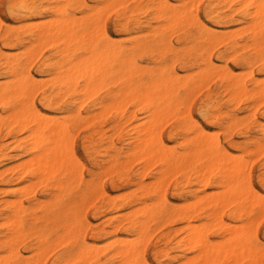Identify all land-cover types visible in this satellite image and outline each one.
Returning <instances> with one entry per match:
<instances>
[{"label": "bare ground", "instance_id": "bare-ground-1", "mask_svg": "<svg viewBox=\"0 0 264 264\" xmlns=\"http://www.w3.org/2000/svg\"><path fill=\"white\" fill-rule=\"evenodd\" d=\"M100 1H102L105 4L106 7L104 5L103 6H104V10L106 8L105 11L107 12V14L104 12L102 7L100 8V6L97 5L101 10L99 8L97 9L93 8V6L91 7L86 2V0H67L66 1L67 6L66 5L62 6V4L60 5L58 1H54L53 6L49 9L51 18L50 17L48 18L50 20H48L47 18L48 20L47 22H45L46 21L45 19V21L43 20V22L39 21L38 23L34 22L33 24H31L29 21L30 18H26L27 16L25 15V12H32V9L36 3V0H11L10 8L12 10L13 17L17 21L20 19H23L22 21L24 23L20 26V29L24 30V32L29 33V37H30L29 39L22 38L20 34L15 33L14 32L16 29L14 27L15 25L13 24L7 25L0 18V30L4 27L6 28L5 29L6 30L5 35H6V40H7L6 45L11 46V47L24 48L25 50L21 49L24 51V53L21 56L25 57L28 61H31V64L35 58L37 59V57L34 56V53L38 51L37 52L38 56H40L39 53H42L40 49L37 50L38 46L42 45L43 43L47 41L49 43L48 42L45 43V45L47 44L46 48L48 46H51V42L56 45L57 53L62 57V59L61 61L57 63L45 62L44 65L47 67L46 71L48 72V75L51 76L52 81H54V85L58 91V96L65 97V95H71L73 98L76 99L74 101V104L77 106L75 113H71L72 110L68 109L66 111L67 116L66 114H63L66 116L64 119H57L55 117V115L57 116V114H55L52 117L38 110L36 105L34 104V101L32 100L34 95H31L32 96L31 97L32 99H31L29 97L30 93L34 92V94L36 95V92L39 91V88L41 87L44 88L48 83H51V82H48L46 78L49 79L50 81H51V78H48V77L43 78L42 80H44L45 83L44 85L39 87V85H41L39 84V82L41 81L40 78L37 79L35 77V75L29 69L28 65L22 61L23 60L22 58H16L14 53H16L17 51L12 52V55H14L12 56L6 51H3L2 49H0V61H3L2 64L4 65V69L6 70V74L8 75V77L12 78V80L7 79L9 81L0 82V105L5 104L6 107L11 109V113H10L11 115L8 118H6L7 116L6 113L3 114V116L0 115L6 119L5 121H3L1 120V117H0V128L2 127L3 124H5L7 126L6 128L8 129H15L16 127H20L19 132L23 130L28 132L29 133L28 142H31L29 144L31 146V147L29 146L30 159L27 161L25 159L21 160L22 162L23 161H26V162L18 165L17 167L22 168L23 174L29 172L30 176L32 177V180L33 179L36 180V183L38 181L39 185H40L39 182L41 183L45 182L47 183V185H52L54 186L55 189L63 191L66 187H69L72 184V182H74V180H76L79 171L82 170V160L77 155L75 148L72 144V139H71L72 129L81 121L89 122V124L93 123L94 125L97 118H99L103 114L105 115V112L112 109L113 107L117 108L118 110H122L124 109L127 103H135L136 105H139L143 109H145V111L148 112L149 114L147 118L148 120L145 123L143 124L136 123V125H133V127L131 125H130L131 127L128 126L129 128H131L129 132V136H130L129 140L131 141L130 143L134 145V147L131 150L132 152L130 155L134 156L135 154L139 153L142 164H143V168H146V166H149V165H154L156 163H159V165L163 169V171L161 172L162 178L163 176H167L171 170L177 169L180 171H184V173L188 175L187 179H189V172L191 171L189 170V168L192 169L193 167L196 169L195 178L201 180L203 177L205 179H209L211 175L210 174L211 170H213V168L216 167L215 170L221 169L224 171V173H221L222 178L228 177L227 180L231 179L232 181L231 182L228 181L227 186L225 185L226 183L223 184L222 189L225 190V191L223 190V192H225L224 195H226L227 197L222 196L221 193H218L214 190L212 191L213 194L212 192H206L203 194L202 197L197 195L194 201L192 202L190 201L192 204L187 203L188 205H191V206H186L188 208L182 207L181 209H177L175 206L170 205L169 199L167 198L166 194L158 190V188L161 185L160 183L162 182L161 180L162 178H160L159 181L155 183V185L153 184V186L149 187L147 190L148 193H152V195L156 196L155 202L151 203V205L149 204L146 205L147 203L146 204L142 203L145 205L144 207L143 205L142 206L138 205V206L143 207L139 209V211H134L138 207L136 206V208H134V210H132L130 214L127 213V211L125 212L130 215L128 217L129 223H130L129 230L130 229L139 230L141 232L139 233L141 235L142 234L144 235L147 229V226L150 222H154L157 220L160 221L164 219L171 220V221L180 220V222L185 223L187 225V226L185 225L184 227L176 231L177 238L179 237V240L177 241V244H178L177 247L181 249V250H178L180 251V253L177 254L176 256H172L168 250L163 249L164 251H166V256L169 257L170 260L173 261L175 264L176 263L177 264H264L263 263L264 254H262L264 252H262V250L259 249L258 244H256V241L258 240V238H256L257 237L256 233L254 232V236L256 238L255 241L253 240V236L250 235L251 231H253L252 229L254 228L251 227V230H248V229L243 230L237 226L239 225L238 223L237 225L234 223V225H232V228H230L231 227V223H230L229 224L230 226H228L230 230L224 229V231L230 234L231 237L229 236L228 238L226 237L228 235H226L222 238V239L225 238L224 241L227 239V241L225 242H228V243L224 247H221L223 243L220 242V240L222 239H219L220 247H217L216 244L211 245L212 242H210V238L206 231L207 229L205 231L199 230L195 227L198 224L191 223L197 217L202 215V210L205 209L206 207L215 208L216 206L219 207V205H222L223 203H227V202H228V205H231V202H232V207H234L236 211V218L241 217L242 215L243 216L246 215L247 217L251 218L250 216L252 215L253 211L256 208L260 209L259 215L262 216L261 210L264 209V196L262 194L260 196L259 195L260 193H257L255 190H253V186L251 182L248 181L249 176H247L248 175L247 173H249V169H248L249 162L247 161L249 158L248 159L245 158L246 159L245 160L243 157L242 158L243 160L238 159L239 161H237L236 159L237 157H236L234 160L233 159L231 160V158L228 156H231L232 154L225 156L228 152L226 153L225 151V153H223L224 150L222 152L223 154L222 155L221 149L211 144L212 143V141L210 140L211 138L208 139L209 137H208L206 130L204 129V127L200 125H196L195 127L196 133L194 135H191L192 139H189V140L187 139L188 140L187 142L193 146V151L185 150L182 153H177L171 149H168L165 145L164 140L159 134L161 128L159 127V131H157L156 124H159V121L165 122L166 119L164 118L167 115L169 117V113L171 114L172 112L171 110L178 108L179 106L183 105L186 102L184 98H182L180 95L181 88L184 87L183 88L184 91L187 90L189 92L191 91L194 93V91L192 90L198 84H201L200 82L204 80L203 78H208L209 77L208 75L214 72L212 62L211 61L208 62L207 60L206 68L200 69L198 74H196L197 76L195 75L196 78L194 77V79H190L192 76L189 77V72H188V74H186L187 76L185 75L186 79L189 78V80L187 81H185L186 79H184L185 76L184 78L182 77L184 73L182 74V76H180L179 73L176 74L170 71L161 72L157 77H155L151 71L145 70L144 68L136 64L134 60V55L138 52H141L147 49L154 51L157 48L159 50L165 51L167 50V47L170 46V42H171L169 40L170 38L167 39L164 36L163 34L164 32H163L162 33L163 36L159 40L157 39L148 40L147 39L148 37L143 36L140 28L136 26L135 30L132 33H129V36H127L128 38L125 40L126 42L130 44V47L122 48L120 45V41L116 40L111 34L108 33L103 23V20H105L104 18L107 17L108 14H110V11L108 10L107 7L109 6L113 10L115 9L114 7L116 8L117 6L122 7L123 5L120 4V2L122 1L121 0H100ZM152 1L154 3L153 5L154 12L157 18L163 20L166 23L165 25H161V28L164 27L163 30L165 32L173 31L176 29L182 30L181 33L186 35V37L184 36L186 40L189 38L190 27L196 28L198 35L193 36V40L191 42H193L194 45L192 47L187 48V51L189 53L195 52V53H198L199 55H203L204 52L206 51L207 46H211V48L214 49L215 44L216 46H218L220 43L224 42L223 40H225L224 37L226 34L231 37L230 35L231 30H229L230 34L226 33L227 32L226 30H220V32L216 33L213 30H211L212 29L211 27H210L211 29H209L208 26L201 21V19L198 16V9H195V6H194V2H196V0H177L178 4H172L170 0H152ZM231 2L232 0H230V2L228 3L231 4ZM246 2L249 4L250 7H252V10L249 11L251 13H249V15L247 16L248 19H250L251 21L248 22V20H246V24L243 26L244 28L242 27L243 30H245L248 33L247 37H248L249 42L251 43L250 44V43L245 42L246 43L245 45L247 47L254 46V49H255L254 53H256L257 56H259L260 58V56H262L260 54L262 50L261 45L264 41V0L260 2H254V0H246ZM123 3L125 4V2ZM1 7H2V4H1ZM233 7L234 6H232V8ZM69 8L73 11V13L69 12L70 11ZM103 12L105 13L104 15H102ZM242 12L244 13V11H241L240 13ZM77 13H80L81 15L77 16ZM102 16H105L104 18H102L103 20H101ZM237 29H233V31ZM233 31H232L233 36H236L238 32L237 31L233 32ZM187 33L189 34L187 35ZM153 34H154V31H153ZM170 34H172V32ZM123 37L124 36H122V38ZM181 39H184V38H181ZM238 44H235V46ZM42 47H43L42 49L44 50V45H42ZM211 48L209 49L210 52H212ZM230 49H232V45ZM263 49H264V44H263ZM237 52L239 51L237 50L236 54ZM262 52H264V50ZM31 58H33V61L31 60ZM262 59L264 60V58ZM246 60H248L246 62L249 63V59H246ZM258 60L260 61V59ZM172 62H171V65L172 64L174 65L175 63H172ZM262 62L264 66V61ZM248 63L247 65H249ZM223 67L225 66L222 65L221 68L225 69ZM221 68L218 66L217 67L218 71ZM225 70H224V73L223 72L221 73V71L223 70H220V72L218 71L216 72L215 70L214 72L215 74L213 73V75H215V77H218L219 75L221 76L222 74H225V72H228V70L226 71ZM244 71L245 70L241 72L240 71L239 72L236 71V72L241 74ZM247 72L248 70H246L245 74ZM192 73H194V71ZM192 73H190V75H192ZM234 73L231 71L230 77H228V82L230 83L231 87H232V74ZM241 75H240V78L238 76L236 78H239V80L241 79V81H243L246 78V76L244 75V78H243V76ZM257 77H255V79ZM212 78H214V76H212ZM108 81H111L112 84L114 85V89H109V93H108L109 98L112 101V104H108L107 102L105 103L103 100H100L98 102L94 101L89 106V108L83 111L82 108L84 104L87 103L90 99L94 98L96 95H98L99 91L102 90L103 87H105L104 85ZM210 81L212 82V79ZM255 81L258 82L257 80ZM263 81H264V78H263ZM208 84L209 82L207 83V85ZM233 84H234L233 86L238 87V89L242 86V84L240 86V84L237 81L236 82L234 81ZM201 85H199L197 88L204 89L205 86L201 87ZM255 85L258 86L259 83H255ZM260 85H263V87L261 86L259 90L262 93H264V84L260 83ZM246 87L247 86L244 85V87H241L238 90V93L237 91L235 92L234 90L232 91V93L234 92L235 95L238 94L242 96L244 89ZM256 90L253 92V94L255 93V96L258 95L259 98L264 97L262 96L263 94L262 95L260 94L261 92L259 90H258L259 94H256ZM187 91L186 93H188ZM197 91H199V89H197ZM195 96L192 95L193 98H195ZM243 96L245 95L243 94ZM243 96L241 98H243ZM192 97L187 99L188 102L185 103L186 106L192 101ZM233 97L235 96H231V97L229 96L231 100ZM79 99H80V102L78 103L77 100ZM263 99L264 98H262V100ZM50 100L51 99L47 97V101H50ZM234 100L235 98L233 99V102ZM256 100H258V98H256ZM257 104L260 105L261 102L259 101ZM186 106L184 108H187ZM133 107H131V109ZM253 110H255L254 106H253ZM84 112L87 115L86 117H83ZM120 115H123V112H120ZM181 115H183V112L182 114L178 115L180 116L179 118L181 117L183 118V116ZM170 116H173V114H171ZM123 120H127V119L123 118ZM169 120L171 121V119ZM203 122H205V120H203ZM165 124L167 123L165 122ZM94 134H96L101 140L103 139V136H105L104 135L105 133L103 134V130L101 128L95 129ZM209 134L211 133L209 132ZM26 136L27 135H25L24 140L27 139ZM88 139L89 137L85 139L84 146H83L86 151L90 150L89 145H87L89 144ZM180 142H184V141L182 140ZM261 143L264 144V142H261ZM262 146L264 145H261L260 149L263 150L264 148ZM253 150H257V147H255ZM261 153H264V151L263 152L261 151ZM241 156H240V159H241ZM28 158L29 157H27V159ZM111 158H112V161H111L112 165L109 164V167L110 165L112 167L119 165L122 168L125 166L124 163H121L118 161V157L112 156ZM251 160L252 158L249 159L250 162H252ZM21 161H18V162H21ZM234 161H237V162H234ZM245 161L247 162L248 165L245 164L244 166L243 162ZM187 162L190 163L189 166L184 167L185 163ZM7 167H11V166L7 165ZM245 168L248 169L247 173H246L247 170L245 171ZM2 169L4 172V169L6 168H2ZM110 169L111 168H109V170ZM126 169H129V168L126 167ZM116 170L120 171L118 167ZM142 171H144V169ZM109 172H111V170ZM218 176H220L219 173H218ZM261 180L262 182H264V178H262ZM168 181H170V179ZM25 184L28 186L30 185V188L27 187V190L29 192H30V189H31V192L35 190V188L32 189L33 184L35 186H38V184L36 185L35 182L32 184H29V183L28 184L25 183ZM199 184H201V181ZM221 184L222 182L220 183V185ZM143 186H145L144 182L142 183V187ZM5 187L3 186V188ZM226 188L228 192H226ZM21 193L23 194L24 192H21ZM189 195L194 197L195 194L192 192V193H189ZM180 196L182 197L183 194H181ZM214 196H217L218 198ZM112 197L113 195L110 198ZM259 197H261V200H259ZM56 199L57 198H55V200ZM81 199H85V198L83 197ZM16 200H19V199H16ZM90 201L92 200H89V202ZM94 201L95 200H93V202ZM51 203H54V202H51ZM181 203H183V201ZM69 204H72V202L71 203L69 202ZM85 206L88 207L89 204L88 205L86 204ZM87 207H85L84 210ZM220 207L221 208L219 209H216V208L214 210L211 209L213 211V212L211 211V214L213 215L212 216L213 219H211L212 221L210 223L214 224L218 218L221 220V216L219 214L223 212L225 207L227 208L229 206L222 205ZM49 208H53V207H50L49 205ZM64 212H68V210ZM11 213H12V216L8 217L7 221L5 220L9 224L7 227V231L4 234L2 233L0 234V244L6 247L9 255L5 256L6 255L5 254L4 257L5 258L7 257V258L4 261H2L4 259V258L2 259L3 257V254H2V256H0V260H1L0 264H10L9 263L10 261L17 262L21 254L20 246L29 238L31 234L38 235L37 238L39 239L36 244V248H35L37 252L34 251V253H37L35 255V257L37 256V260L35 264H44L43 263L44 259L42 258V255L45 252L48 253L47 250L49 251L52 250V248H49L46 237H44L42 234H37V232L34 231L32 227L26 228L24 224V218L22 215L24 211L21 206L14 205V209ZM51 213H52V217H50L51 215L47 216L45 220L46 221L54 220L55 222H59L60 220L59 217L61 216L60 213H56L54 209H52ZM67 215L68 214H65L64 216V219L66 221V224L63 226L64 236L63 237L60 236L63 242L62 241L59 242L58 240H56L55 242L57 244L59 242V246L62 243L66 244L65 251L58 257L57 263L59 264L65 263L72 258L74 259V261H76L79 264H87L88 261H90L91 259L94 258V256H96L97 251H99L100 248H102L100 247L102 244L100 245L101 242H99V247H100L99 248L98 245L93 244V242H91L92 244L88 242L86 235L84 233H81L80 231L81 227H80L79 217L76 214H74V216L72 215L73 216L71 219L72 222H69ZM97 215L99 214L97 213ZM121 215L126 216L124 212ZM121 215H117L115 219L119 220ZM259 215L258 217H260ZM257 219H258L257 217L256 219L255 217H253V219L252 218L247 219L248 221H246L245 223L247 226H250V220H254L256 221V224L253 221H252L253 222L252 224H255V227H257L256 225L259 223V221H261V219L260 220H257ZM222 223L223 222L219 221L218 224L217 223L216 224L218 226L219 225L225 226V223H229V222H226L225 220V222L223 224ZM162 224L164 225L167 223L161 222V225ZM192 224L195 226L193 227ZM199 225H202V224L199 223ZM121 228L123 229V227ZM175 229L176 228H174V230ZM219 231H222V228ZM138 234H136L135 236H137ZM138 236L135 237V239L133 238L134 239L133 241L130 240L131 238L129 239V241H125L127 239L126 237L123 236L121 238H125L124 241L123 239H118L119 238L118 237L116 238L117 240H114L113 238H111L112 239V241H110L112 242L111 244L110 242L109 243L107 242V244L104 243L103 245L104 246L106 245L105 247H107V245L110 244L109 247H114V250H116V253L114 254V256H112L111 254L112 256L111 261L120 260L121 263L119 264H150L148 263V260L145 257L146 250L144 247L146 245L145 243H147L150 238L149 236L151 235H149L148 236L149 238H146V239H145V235L143 236V238H140ZM136 238L137 239L139 238L138 241L142 240L143 242L142 241L137 242ZM54 241L55 240H53V243ZM55 243L52 245L55 246ZM142 243H144L143 244L144 247L141 246ZM213 243H218V240L216 242L215 240H213ZM103 249H106V248H103ZM103 249L100 250V253L103 252ZM187 249L194 252L192 258L187 257L186 255ZM45 257L46 256H44V258ZM101 264H104V263H101Z\"/></svg>", "mask_w": 264, "mask_h": 264}, {"label": "rangeland", "instance_id": "rangeland-1", "mask_svg": "<svg viewBox=\"0 0 264 264\" xmlns=\"http://www.w3.org/2000/svg\"><path fill=\"white\" fill-rule=\"evenodd\" d=\"M54 1H58L60 5L62 4V6L63 5L67 6V3H66L67 0L65 1L64 0H36V3L32 9V12H25V15L27 16L26 18H30L29 21L31 24H33L34 22L38 23L39 21L43 22V20L45 21V19H46L45 22H47L48 20H50L48 17L51 18L49 9L53 6ZM121 1L122 2H120V4L123 5L122 7L117 6V8L114 7L115 9L113 10L108 6L107 8L110 11V14H108L107 17L102 16L101 20H103L102 18L105 17L104 18L105 20H103V23L108 33L111 34L116 40L120 41V45L122 48L130 47V44L126 42L125 40L128 38L127 36H129V33H132L135 30L136 26L140 28L143 36L148 37L147 38L148 40H153V39L159 40L163 36L162 33L164 32L163 33L164 36L167 39L170 38L169 40L171 41L170 46H168L167 50L165 51H162L156 48L154 51L147 49V50L136 53L134 55V60L138 66L144 68L145 70L151 71L155 77H157L161 72L170 71L176 74L179 73L180 76H182V74L184 73V75L182 76L183 78L189 72V77L192 76L190 79H194L195 75L198 74L200 69L206 68V62L208 60V62L209 61L212 62L214 72L215 70L217 72L219 69V68L217 69V67L219 66L221 68L222 65L225 66L223 68H225L226 70H228V72H230V73L225 72V74H222L221 76L219 75L218 77H215V75H213L214 72H212V74L208 75L209 76L208 78H203L204 80L200 82L202 85L198 84L194 88L195 90L194 89L192 90L194 91V93L191 91L189 92L187 90L186 91L188 93H186V91H184L183 89L184 87L181 88L180 95L182 98H184L186 102H188L187 99L192 97V95L193 96L197 95V96H195V98L192 97V101L189 104H187V106L185 104L186 102L185 103L183 102L184 103L183 105L179 106L178 108L174 110H171L172 111L171 114H173V116H170L171 114L169 113L170 118L168 117V115L165 116L164 118L166 119L165 122L167 124H165V122H162V121L161 122L159 121V124H156L157 131H159V127L161 128L159 134L164 140L166 147L177 153H182L185 150L193 151V146L189 144L187 141L189 139H192L191 135H194L196 133L195 131L196 125H200L204 127V129L206 130L208 137H209L208 139L211 138L210 139L212 141L211 144L221 149V154L224 150L223 153H225V151L226 153L228 152L226 155L224 154L225 156L232 154L231 156H228V157H230L231 160L232 159L234 160L237 157L236 158L237 161L243 160L242 159L243 157L244 159L252 158L251 160L252 162H250L249 159L247 161L249 162L248 163L249 165L247 164L246 161H245L246 163L243 162L244 166L245 164L249 166V167L247 166L249 169V173H247L248 169L245 168V171L247 170L246 171V173L248 174L247 176H249L248 181L251 182L253 186V190H255L257 193H260L259 194L260 196L261 194L264 196V182H262L261 180L262 178H264V153H261V151L263 152L264 149L263 150L260 149L261 148L260 146L264 145L261 143V142H264V128H263L264 127L263 125L264 124L263 122L264 121V99L262 100V98H264L262 97L264 96V93H262L259 90L261 86L263 87V85H260V83L264 84L263 83L264 82L263 81L264 66L262 62L264 61L262 59L264 58V54H263L264 52H262L264 50L263 49L264 41L261 45L262 50L260 53L263 57L260 56L259 58V56H257L256 53H254L255 52L254 46L247 47L245 45L246 43H250V42L247 37L248 33L245 30H243L244 28L243 26L246 24V20H248V22L251 21L250 19H248L247 16L249 15V13H251L249 11L252 10V7L249 6L246 0H232L231 4L228 3L230 2V0L229 1L228 0L227 1L226 0H198V2L196 0V2H194V6H195V9H198V16L201 19V21L208 26L209 29L212 28L211 30H213L216 33L220 32V30H226L227 31L226 33L228 34H230L229 30H231V34H230L231 37L226 34L224 37L225 40H223L224 42L220 43L218 46H216L215 44L214 49L211 48V46H207L204 54L199 55L198 53H195V52L189 53L187 51V48L192 47L194 45V43L191 42L193 40V36L198 35V32L195 27H190L189 29L190 34L187 33V35L189 34V38L185 40L186 35L181 33L182 30L176 29L173 31H168L169 33L166 31L167 32L166 33L163 30L164 27L161 28V25H165L166 23L163 20L157 18L154 12V6H153L154 3L152 0H130V1L128 0V2L127 0H121ZM170 1L172 4H178L177 0H170ZM243 1L246 3V5ZM260 1H263V0H258V1L254 0V2H260ZM86 2L91 7L93 6V8L97 9L99 8L98 6H100V8L102 7L104 10L105 4L100 0H86ZM123 2H125V4ZM1 4H2V7H1ZM10 6H11V0H0V18L7 25H11V24L15 25L14 26L16 28L14 31L15 33L20 34L22 38L29 39L30 38L29 33L24 32V30L20 29V26L24 23L22 21L23 19H20L18 21L14 19ZM232 6L234 7L232 8ZM69 10H70L69 12L73 13V11L70 8ZM105 10L104 12L107 14ZM241 11H244L245 14L243 12L240 13ZM104 12L102 15L105 14ZM79 15L81 14L77 13V16ZM232 27L233 29L239 28L235 30L238 32L236 36H233ZM5 29L6 28L4 27L0 30V49H2L3 51H6L7 53L11 55H12V52L17 51L16 53H14L16 58H22L23 59L22 61L28 65L29 69L32 71L35 77L37 79L40 78V80L42 81V82L41 81L39 82V84H41L39 85V87L44 85L45 82L42 79L46 77L51 78V76L48 75V72L46 71L47 67L44 65V63L45 62L57 63L61 61L62 59V57L57 53L56 45L51 42V46H48L46 48L47 44L45 45V43H47L48 42L47 41L42 44L44 45V50L42 49L43 48L42 45L38 46L37 50L40 49L42 53H39L40 56H38L37 54L38 51H36V53H34V56H36L37 59L35 58L33 61V58H31V60L33 61L31 64V61H28L25 57L21 56L24 53L23 51L25 50L24 48L11 47V46L6 45L7 40H6V35H5L6 34ZM153 31H154V34H153ZM171 32L172 34H170ZM122 36L124 37L122 38ZM181 38H184V39H181ZM235 44H238L236 45L237 47L235 46ZM231 45H232V49H230ZM210 48L212 49V52H210L209 50ZM19 49L21 52L19 51ZM237 50L239 52H237L236 54ZM246 59H249V63L246 62L248 61ZM258 59H260V61ZM171 62L175 64L171 65ZM2 63L3 61H0V76H1L0 82L9 81L7 79L12 80V78L8 77V75L6 74V70L4 69V65ZM247 63L249 65H247ZM225 69L221 68L220 70H223L221 71V73L222 72L224 73ZM220 70L218 72H220ZM243 70H245L244 72L241 73L243 75H241L240 73H237ZM246 70H248V72L245 74ZM193 71L194 73H192ZM231 71L233 73L235 72L234 74H232V87L230 83L228 82V77H230ZM190 73H192V75H190ZM240 75L243 76V78L245 75L246 78L243 81H241V79L239 80ZM186 76L184 79H186ZM212 76H214V78H212ZM237 76L239 78H236ZM254 76L255 77L258 76V77L255 79ZM211 79H212V82L210 81ZM254 79L257 80L258 82H256ZM46 80L48 82H51L52 85L51 83H48L44 88L42 87H41L42 89L39 88V91L36 92V95L34 94V92H32L30 93V96H29L31 98L32 97L31 95H34L33 99L32 98L31 99L34 101V104L36 105L37 109L42 111L44 114L50 115L52 117L55 114H57V116L55 115L57 119H64L67 116L66 111L68 109L72 110L71 113H75L77 106L74 104V101L76 99L73 98L71 95H65V97L58 96V91L54 85V81H52V78H51V81L47 78ZM187 80H189V78L186 79L185 81ZM234 81L235 82L237 81L240 84V86L242 84L241 87H244V85L248 87V88L246 87L247 89L245 88L246 90L244 89L243 94L245 96H243L242 94L243 98H241L242 96L238 94L235 95L234 92L232 93L233 90L235 92L237 91L238 93V90L241 88L240 87L238 89V87L233 86ZM208 82L209 84L207 85ZM255 83H259V85L256 86ZM199 85H201V87L205 86L204 89L197 88ZM104 86L105 87H103V89L99 91L98 95H96L94 98L90 99L87 103L84 104L82 108L83 111L89 108V106L94 101L98 102L100 100H103L105 103L107 102L108 104H112V101L109 98L108 93H109V89H114V85L112 84L111 81H108ZM197 89H199V91H197ZM255 90H256V94H259V91L261 92L260 93L261 95L263 94L261 96L262 98H259L258 95L255 96V93L253 94ZM229 96L230 97L235 96V97H233L231 100ZM47 97H49L51 100L47 101ZM234 98L235 100L233 102ZM256 98H258V100H256ZM259 101L261 102L260 105L257 104ZM77 102L79 103L80 99L77 100ZM184 105L187 108H184L185 107ZM253 106L255 110H253ZM131 107L133 108L131 109ZM120 112H123V115H120ZM182 112H183V115L181 116H183V118L182 117L179 118L180 116L178 115L182 114ZM5 113L7 115L6 118H8L11 115L10 114L11 109L6 107L5 104H1L0 105V115L3 116V114ZM63 114H66V116ZM2 116H0L1 120L5 121L6 119L3 118ZM86 116L87 115L84 112L83 117H86ZM148 116H149L148 112H146L145 109H143L141 106L136 105L135 103H127L124 109L122 110H118L117 108L113 107L112 109L106 111L105 115L103 114L102 116L97 118L94 125L93 123L89 124V122H85V121L79 122L72 129L71 139H72V144L75 148L77 155L82 160V170L79 171L76 180H74V182H72V184L69 187H66L63 191L57 190L54 188V186L47 185V183L45 182L44 183L39 182L40 183L39 185L38 181L36 183V180L34 179L33 180L35 184L36 185L38 184V186H35L33 184L34 187L32 185L31 186H32V189L35 188V190H33L32 192H31V189H30V192L27 190V187L30 188V185L28 186L25 183L27 184L34 183L32 180V177L30 176L29 172L23 174L22 168H19L17 166L25 163L27 160L30 159V154H29L30 145L29 144L31 142H28L29 133L26 132L25 130L19 132L20 127H16L15 129H8L6 128L7 126L3 124L2 127L0 128V168L1 169L6 168L7 170L4 169V172H5L4 173L3 169L2 171L0 169V187H1L0 188V215H1L0 216V223H1L0 234L1 233L4 234L7 231V227L9 224L6 221L8 217L12 216L11 212L14 209V205L21 206L24 211L22 215L24 218V224L26 228L32 227L33 230L37 232V234H42L44 237H46L49 248H52L51 251L47 250L48 253L45 252L42 255V258L44 259L43 263L44 264H59L57 263V259L65 251V246H66V244L64 243H62L59 246V242L62 241L60 236L61 237L64 236L63 226L66 224L64 216L65 214H68L67 215L68 221L72 222L71 219L74 216V214H76L79 217V221H80V227H81L80 231L81 233H84L86 235L88 242L90 243L93 242V244L98 245V247H99V242H101L100 245L101 244L102 245L100 247L102 248L99 247L100 250L103 248H106V249H103L102 253H100V250L97 251L96 256H94L93 259L88 261L87 264H101V263L111 264V262L112 264L121 263L120 260L111 261V257L114 256V254L116 253V250H114V247H109L110 244L112 243L110 242L112 241L111 238H113L114 240H117L116 238L119 237L118 239H123L124 241L125 238H121L124 236L127 239L125 241H129L130 238H131L130 240L133 241L135 237H137L141 233L139 230H133V229L129 230V227H130V223L128 219V217L130 216L129 214L138 205H141V206L143 205L144 207L145 206L144 204L147 203L146 205L148 204L151 205V203L156 201V196L152 195V193H148L147 190L149 187H152L153 184L155 185V183L158 182L160 178H162L161 172L163 171V169L161 168L159 163H156L154 165H149V166H146V168H143L140 154L138 153V154H135L134 156L130 155L132 152L131 150L134 147V145L131 144L130 143L131 141L129 140V137H130L129 132L131 130V128L129 127L131 126L133 127V125H136V123L137 124L145 123L148 120L147 119ZM123 118L127 120H123ZM167 119L168 120L171 119V121L169 120L170 121L169 122ZM203 120H205V122H203ZM97 128L98 129L101 128L103 130V134L105 133L104 134L105 136H103L102 140L99 139V137L96 134H94V131ZM209 132L211 134H209ZM25 135H27L26 140H24ZM87 137H89L88 139L89 144L87 145H89V149H90L88 151H86L83 147L84 141ZM182 140L184 142H180ZM255 147H257V150H253ZM262 147L264 148V146ZM112 156L118 157V161L121 163H124L125 166L123 168L119 165L114 166L115 168L112 167L111 166ZM240 156H241V159H240ZM27 157L29 158L27 159ZM24 159L26 161L22 162L21 160H24ZM18 161H21V162H18ZM237 161H234V162H237ZM109 164H111L110 167H109ZM189 164H190L189 162L185 163L184 167L189 166ZM7 165L11 167H7ZM117 167L120 171L116 170ZM126 167L129 169H126ZM109 168H111L110 169L111 172H109L110 171ZM143 169L144 171H142ZM215 169L216 167L213 168L214 171L211 170V173H210L211 175L209 179H205L203 177L201 180L195 178L196 169L193 167L192 169L189 168V170H191L189 172V179H187L188 175H186L184 171L173 169L170 171V173H168L167 176H163V178L161 179L162 182L160 183L161 185L158 188V190L160 192H164L167 198L169 199L170 205L175 206L177 209H181L182 207L188 208L186 206H191L188 204H192L191 202L194 201V199H196L195 197L197 195L202 197L204 193L212 192L214 190L218 193H221L222 196L227 197L226 195H224L225 193L223 192L224 189H222L223 184L226 183L225 185L227 186L228 181L231 182L232 180L231 179L227 180L228 177L222 178L221 173H224V171L221 169L219 170L218 169L215 170ZM218 173L220 174V176H218ZM167 178L168 180L170 179V181H168ZM200 181H201V184H199ZM143 182L145 186L142 187ZM221 182L222 184L220 185ZM3 186L4 187L6 186V187L3 188ZM109 186L111 189L109 188ZM21 192H24V193L22 194ZM192 192L195 194L194 197L189 195V193H192ZM226 192H228L227 188H226ZM111 194L113 195L112 198H110L112 196ZM181 194H183L182 197L180 196ZM54 197L57 199L55 200ZM83 197L85 199H81ZM91 197L94 199H92ZM214 197H217V196H214ZM16 199H19V200H16ZM89 200H92V201L89 202ZM93 200L95 201L93 202ZM259 200H261V197H259ZM182 201L183 203H181ZM51 202H54V203H51ZM69 202L70 203L72 202V204H69ZM86 204L87 205L89 204V206L88 207L85 206ZM49 205L50 207H53V208H49ZM222 205L229 206L227 208L225 207L223 212L221 211L222 212L221 214L218 213L221 216V220H222L221 221L218 218L220 222L224 223L225 220L226 222H229V223H225V226L222 225L223 227L220 226L221 225L220 223H219L220 224L219 226L217 225L219 222L218 219L216 220L214 224L210 223L212 221L211 219H213L212 217L213 215L211 214V211H212L211 209L213 210L215 208L219 209L221 208L220 206ZM222 205H219V207L216 206L215 208L206 207L205 209H203L202 215L197 217L195 220L191 222L193 224H198V225L195 226L192 224V226L193 227L195 226L199 230L205 231L207 229L206 231L210 238V242H212V244L211 243L210 244L211 245L216 244L217 247H220V244H219L220 242L223 243L221 247H224L228 243V242H225L227 241V239L224 241L225 238L224 239L222 238L226 235H228L226 236L228 238L229 236L231 237L230 234L224 231V229L230 230L228 228V226H230L229 225L230 223H231L230 228H232V225H234V223L236 225L238 223L239 225L237 226L243 230L245 229L251 230V227H252L254 229H252L253 231H251L250 235L253 236L254 241L256 240V238H258V240L256 241V244H258L259 249L262 250V252H264V209L261 210L263 218L261 215H259L260 209L258 208H256L253 211L252 215L250 216L252 219L253 217H255V219L257 217L258 218L257 220H260L262 218L261 221H259V223L256 225L257 227H255L256 221L254 220H250V226L246 225L245 222L248 221L247 219H251L247 217L246 215L244 216L242 215L241 217L236 218V211L234 207H232V202H231V205H228V202L223 203ZM141 206H138L134 211H139V209L143 208ZM85 207L87 208L84 210ZM52 209H54L56 213H60L61 216L59 217L60 218L59 222H55L54 220H50V221L45 220L47 216L51 215L50 217H52V213H51ZM66 210H68V212H64ZM126 211L129 214L125 213ZM123 212L125 215L126 214L127 215L126 216L121 215L123 214ZM97 213L99 215H97ZM117 215H121L119 220L115 219ZM258 215L261 218L258 217ZM90 216H92L93 218ZM252 221L255 222V224H252L253 223ZM161 222L167 223V224L161 225ZM199 223L202 225H199ZM185 225L186 224L180 222V220L171 221L167 219L160 220V221L157 220L154 222H150L148 224L144 235H145V239L149 237L150 238L148 242L146 241L147 243H145L146 244L145 247L143 246L144 243H142L141 245L146 250L145 257L148 260V263L150 264H175L173 261L170 260L169 257L166 256V251L164 250H168L172 256H176L177 254L180 253V251L178 250H181V249L177 247L178 246L177 241L179 240V237L177 238L176 231L184 227ZM121 227H123V229ZM174 228L176 229L174 230ZM221 228H222V231H219ZM254 232L256 233V236H257L256 238L254 236ZM136 234L138 235L135 236ZM148 234L151 236H149ZM140 235L138 237L143 238L144 235L143 234H142L143 236L142 235L140 236ZM37 236L38 235L31 234L29 238L20 246V253L22 255L20 254L19 260L17 262L10 261L9 263L10 264L11 263L12 264H35L37 260V256L35 257V255L37 253H34V251H36L35 249L36 244L39 240ZM138 239H137V242L142 241V240L138 241ZM219 239H222V240H220L219 242ZM53 240H55L54 243L56 242V240H58L59 241V242L57 241L58 244L55 243V246L52 245L54 244ZM213 240H215V242L218 240V243H213ZM107 242L108 243L110 242V244L107 245V247H105L106 245L104 246L103 244L104 243L107 244ZM2 254H3L2 259L4 258L2 261H4L7 258V257L5 258L4 255L6 254L5 256H8L9 254H8L6 247L0 244V256H2ZM193 254L194 252H192L191 250L189 249L186 250V255L188 258H192ZM44 256L46 257L44 258ZM66 263L67 264H79L76 261H74V259L72 258L69 261L65 263H60V264H66ZM263 263H264V255H263Z\"/></svg>", "mask_w": 264, "mask_h": 264}]
</instances>
